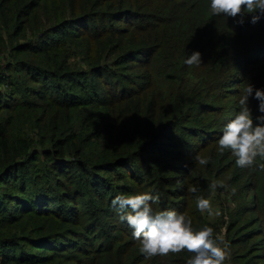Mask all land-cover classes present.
Returning a JSON list of instances; mask_svg holds the SVG:
<instances>
[{"label": "trees", "instance_id": "obj_1", "mask_svg": "<svg viewBox=\"0 0 264 264\" xmlns=\"http://www.w3.org/2000/svg\"><path fill=\"white\" fill-rule=\"evenodd\" d=\"M239 19L210 0H0V264H186L146 259L112 200L149 193L214 230L196 197L215 180L244 195L232 254L264 264V160L217 143L249 83L260 114L264 16Z\"/></svg>", "mask_w": 264, "mask_h": 264}, {"label": "clouds", "instance_id": "obj_2", "mask_svg": "<svg viewBox=\"0 0 264 264\" xmlns=\"http://www.w3.org/2000/svg\"><path fill=\"white\" fill-rule=\"evenodd\" d=\"M210 10L215 16L240 17L243 24L245 16H251V23H257L264 16V0H210ZM184 63L191 67L202 63V55L194 50L186 54ZM254 86L249 83L243 88L238 104L239 110L235 117L223 126L219 137L218 150L221 154L230 150L236 157L235 163L241 168H251L256 164L257 157L264 160V89H255L254 98L258 100V112L255 117L249 104ZM200 165L209 161L199 154L194 157ZM259 167L264 170V163ZM210 189H227L229 186L222 180H215ZM190 193H197L194 186L188 188ZM235 192V189H232ZM158 199L149 193L120 194L112 200L118 206L120 220L126 221L133 229V237L140 243L139 251L150 259L155 256H167L186 251L190 258L186 264H225L230 260V250L223 235H213V228L205 224L194 229L192 220L186 213L173 209L154 211L152 204ZM197 207L203 213L213 215L211 203L203 196L197 195ZM215 215H219L218 212Z\"/></svg>", "mask_w": 264, "mask_h": 264}, {"label": "rangeland", "instance_id": "obj_3", "mask_svg": "<svg viewBox=\"0 0 264 264\" xmlns=\"http://www.w3.org/2000/svg\"><path fill=\"white\" fill-rule=\"evenodd\" d=\"M81 64L82 66L85 65L82 62V60H81ZM232 189H235L234 193L232 192ZM243 198H244L243 191L238 189V186H236V188L228 187L227 189L217 188L215 191L212 192L211 195L207 197V199L211 203L213 215L210 216L207 212H204V214L210 220H212L213 226L215 227L214 228L216 232L215 234L223 235L226 241L229 236H232L238 233V231L236 230H232L229 233L228 223L235 217V209L238 207V203ZM216 212H218L219 215H215ZM240 247H242V245ZM229 250H230L231 259L225 261V264H244L243 259L240 258L239 255L232 254L230 245H229ZM56 260H57L56 264L66 263L63 258L57 257Z\"/></svg>", "mask_w": 264, "mask_h": 264}]
</instances>
